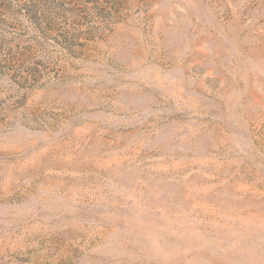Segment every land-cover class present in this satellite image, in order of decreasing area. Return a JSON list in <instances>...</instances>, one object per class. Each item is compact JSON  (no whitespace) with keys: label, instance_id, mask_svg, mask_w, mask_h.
<instances>
[{"label":"rangeland","instance_id":"1","mask_svg":"<svg viewBox=\"0 0 264 264\" xmlns=\"http://www.w3.org/2000/svg\"><path fill=\"white\" fill-rule=\"evenodd\" d=\"M0 264H264V0H0Z\"/></svg>","mask_w":264,"mask_h":264}]
</instances>
